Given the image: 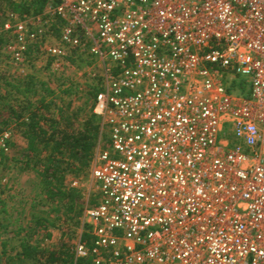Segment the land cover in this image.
Segmentation results:
<instances>
[{
	"label": "built area",
	"instance_id": "obj_1",
	"mask_svg": "<svg viewBox=\"0 0 264 264\" xmlns=\"http://www.w3.org/2000/svg\"><path fill=\"white\" fill-rule=\"evenodd\" d=\"M2 32L22 76L49 63L53 95L100 88L76 259L264 264V0H58Z\"/></svg>",
	"mask_w": 264,
	"mask_h": 264
},
{
	"label": "trees",
	"instance_id": "obj_2",
	"mask_svg": "<svg viewBox=\"0 0 264 264\" xmlns=\"http://www.w3.org/2000/svg\"><path fill=\"white\" fill-rule=\"evenodd\" d=\"M54 2L58 0H0V27L9 13L18 17L36 15ZM5 41L4 33L0 30V49ZM3 82L6 90L0 94V132L14 124V130L26 142L25 146L17 147L18 154L11 158L21 171L31 170L39 176L45 194L43 204L56 205L63 210L68 221L79 219L85 200L81 189L72 186L71 181L67 180L69 176L76 177L87 172L94 152L105 138L104 125L92 111V103L90 108H84L82 112L74 109L69 111L63 106L52 111L54 92L46 82L30 74ZM99 90V87L91 85L88 95L95 98ZM72 91L71 88H63L60 94L70 96ZM45 224L47 221L44 218H36V226L45 227ZM80 239L88 245L91 242L86 225ZM74 244L69 237L54 248H47L22 238L19 262L89 264L91 258H75Z\"/></svg>",
	"mask_w": 264,
	"mask_h": 264
},
{
	"label": "rangeland",
	"instance_id": "obj_3",
	"mask_svg": "<svg viewBox=\"0 0 264 264\" xmlns=\"http://www.w3.org/2000/svg\"><path fill=\"white\" fill-rule=\"evenodd\" d=\"M5 21L6 19L2 20L0 30L3 29ZM5 54L6 52L3 53V51L0 50V94L4 93V91L6 90V86L3 82L5 79L13 81L15 80V78L22 77V75L19 74L18 70L16 69L15 65H13L12 60L7 59ZM85 59V57H81V59L78 60V65L80 67H83V65H85ZM38 61L41 62L42 65H47L46 63H44V58ZM45 80L50 84V75H47V78ZM76 85L82 86V88L84 89L79 93V91H77L78 87L76 86V91H72V94L70 96L54 95V97L52 98L54 100L52 101L50 110L56 111V108L58 106H63L66 110L69 111L74 109L82 112L84 108H90L91 103L92 105H94L95 98H90V96L88 95V90L90 89L91 85L84 82H80ZM47 100L50 101L49 96H47ZM98 118L104 125L105 129V138L102 139L98 148H105L108 140V129L103 123L102 118L99 116ZM10 133V140H24L19 132L10 130ZM16 149L17 147H10L9 152L5 157L2 158V161L0 162V165H5L8 168H1L2 170L0 169V188H2V185H6L10 188V190L15 189L17 193L15 197L16 200H7V203L11 206L16 207V209L11 210L7 213L8 215L5 216L6 220L12 222L11 220L19 217L20 226H22L20 227L18 226V224H11V226L9 227L10 232H7L6 235L8 237L14 238V240L11 241V245L9 246H14V243L18 240L15 238V236H12V232L20 229L21 233L18 234V237H25L28 241L34 242L33 244H39L41 247L46 246L47 248H54L61 242V240H67L69 237H71L73 242L75 243L80 238V235L84 230L82 215L77 220L73 219L71 221H68L65 214L62 212L63 210L59 209L56 205H51L48 203L43 204L45 194L43 192L40 178L35 172L31 170L22 172L18 171V165H15L13 159L11 158L14 155L18 154ZM6 162H9L8 164L11 167H9V165L7 166ZM67 181L78 182L79 188L81 189L82 198L86 202V198L88 197L87 192L91 188L90 169L88 168L86 173L79 176H69ZM84 206L85 205H83V209ZM22 207L23 210L20 211V209L18 208ZM3 217V213L0 212V220H3ZM36 218H44L47 221L45 227L44 225L36 226ZM12 261V264H20L17 261ZM4 263H8V260H0V264Z\"/></svg>",
	"mask_w": 264,
	"mask_h": 264
},
{
	"label": "crops",
	"instance_id": "obj_4",
	"mask_svg": "<svg viewBox=\"0 0 264 264\" xmlns=\"http://www.w3.org/2000/svg\"><path fill=\"white\" fill-rule=\"evenodd\" d=\"M28 69H29L28 73L30 75L34 76L38 80L46 82L50 86V84L45 80L47 78V75L48 76L50 75L49 63H47V65L45 66V65H42L41 62L37 61L34 63V65H31V67L29 66ZM52 97H54V95ZM53 100L54 99H52V101ZM13 125L14 124L8 126L4 130H9V131L14 130ZM11 142H12L11 147L25 146V143H26L25 140H21V139L20 140L13 139V140H11ZM8 163L9 162H6L7 166L9 165ZM9 167H11V166L9 165ZM1 168H7V167L5 165L1 164L0 169ZM18 171L22 172L20 169ZM16 194L17 193H16L15 189L10 190V188L6 185H2V188H0V199H1V201H0V203H1L0 212H2L4 215L3 220H0V260H8V259L11 260V261H8V263H4V264H12V262H13L12 260L19 262L20 257L18 256V254L21 252L20 242H21L22 238H24L26 241H28L25 237H18V234L21 233V229L15 230L12 232V236H15V238L18 240L15 242L16 244L14 243V246L13 245L9 246V245H11V241L14 240V238L8 237L6 235L7 232H10L9 227L11 226V224H18V226H20L19 217H16V218H14V220H11L12 222L6 220V217H5L6 215H8L7 214L8 212L16 209V207L11 206L7 203L8 199L16 200V198H15ZM18 209H20V211H22L23 207L18 208ZM8 223H10V224H8ZM20 227H22V226H20ZM16 232L18 233L17 235H16ZM80 238H81V235H80ZM29 242L34 243L32 241H29Z\"/></svg>",
	"mask_w": 264,
	"mask_h": 264
}]
</instances>
